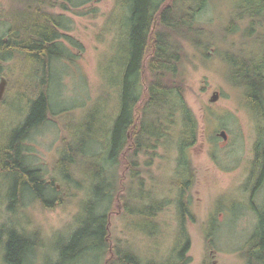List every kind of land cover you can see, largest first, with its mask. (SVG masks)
Here are the masks:
<instances>
[{"label": "rangeland", "instance_id": "obj_1", "mask_svg": "<svg viewBox=\"0 0 264 264\" xmlns=\"http://www.w3.org/2000/svg\"><path fill=\"white\" fill-rule=\"evenodd\" d=\"M23 1L0 0V38L6 35L14 17L26 13ZM52 1L56 5L50 7L46 3L45 10L54 15L63 14L64 26L68 28L61 32L65 36L62 40L66 55L54 61L50 74L52 114L31 131L24 148L28 162L40 167L44 178L56 187L54 194L59 201L48 208L32 197H24L18 211L10 212L7 204L14 179L12 175L0 174V225L6 222L8 227L17 226L25 232L35 230L45 239L32 264H44L48 257H56L55 243L63 242L61 238L70 235L87 216L86 201L99 200L105 193L106 182L98 175V163L105 156L100 158L98 153L104 151V136L117 110L118 83L127 42L128 13L122 0H83V4L72 0L75 3L68 2L67 10L61 7L64 1ZM262 5L255 0H208L197 18L202 27L199 39L210 44L204 53L188 40L176 37L182 46L180 77L185 96L200 127L198 141L187 152V166L193 172V179L186 196L194 216L186 221L190 237L188 264H246L242 253L255 231L256 216L248 206L250 192L245 186H250L247 176L253 164L255 142L264 136V120L252 114L243 92L230 81L223 57L227 50L247 56L255 53L264 38ZM241 9L261 18L259 27L249 31L252 36L242 33L250 25L249 17L233 26L230 23L231 17ZM229 26L237 28L236 32L227 31L225 28ZM19 57L11 55L0 61V80L6 78L0 100V145L8 141L11 130L29 113L35 97L30 86L41 77L40 73L34 75L33 62H27L25 55ZM146 76L142 73L140 78L144 80ZM214 91H218L219 97L211 101ZM93 110L98 121L91 130L100 135L101 142L93 143L90 150L97 158L78 155L66 174L57 164L62 140L73 136V145L79 147L90 131L88 126L80 129V121ZM222 130L227 134L226 140L219 135ZM178 156L174 142L158 146L153 155L139 154L138 183L132 178L126 155L119 165L113 166L116 187L107 224L111 244L119 239L139 256L152 259L162 258L177 244L174 182ZM107 169L108 166L104 170ZM95 184L104 187L96 194ZM140 192L145 197L143 206L154 202L163 207L154 216L156 225L146 224L137 214L136 199ZM263 198L264 186L254 196L255 205H260ZM228 199L241 203L242 207L235 205L231 213V208L223 205ZM226 208L230 209V215H226ZM106 259L87 253L70 264H104Z\"/></svg>", "mask_w": 264, "mask_h": 264}, {"label": "trees", "instance_id": "obj_2", "mask_svg": "<svg viewBox=\"0 0 264 264\" xmlns=\"http://www.w3.org/2000/svg\"><path fill=\"white\" fill-rule=\"evenodd\" d=\"M70 1L73 2L64 0L65 4L61 7L67 10V3ZM207 1L122 0L128 13L127 42L123 49V57L126 60L121 66L117 110L112 114L107 134L104 136V151L98 153L100 158L105 156L98 163V175L106 182L105 193L101 194L99 200L89 198L86 201L87 216L69 233L70 235L64 239L60 236L63 242L58 241L54 245L57 256L48 257L44 264H70L87 253L95 254L97 259L106 257L104 264L189 263L190 257L185 254L190 244L186 225L178 224L177 244L173 245L165 256H161L162 258L152 259L139 256L135 249L127 248L119 239L111 244L107 224L108 210L114 201L116 187L113 184V166L119 165L126 155L132 178L136 180L138 155L141 153L153 155L158 146L164 145L165 142H174L178 149V168L174 184L178 188L179 203L184 207L186 205L183 198L186 189H190L187 188L190 180L183 178L180 182L178 177L183 176L185 172L182 166L188 162L187 149L198 141L200 127L185 96L184 84L180 77L182 46L176 37L188 40L203 53L208 50L209 42L204 43L199 39L202 36V27L197 20ZM255 2H262L264 8V0ZM46 3L50 7L56 5L52 0L23 1L26 13L14 17L15 25L9 30V39L0 40V61L11 56L10 50L17 46L21 49L20 55H25L35 64L34 75L40 73L41 76L39 79L36 78L37 82L35 81L33 86H30L35 97L31 100L29 113L23 122L11 130L8 141L0 145V174L12 175L14 179L7 204L10 212L18 211L24 197H32L48 208L55 206L59 201L54 194L56 187L44 178L40 167L28 162L24 148V141L31 131L42 125L48 119V115L52 114L49 100L50 74L54 61L66 55L65 46L59 47V39L65 36L57 32V26H60L61 22L63 28L68 29L64 26L63 14L47 13ZM76 3L83 4L84 1ZM246 17H249L250 25L242 33L244 36H252L249 31L259 27L260 20L255 14L238 10L231 17L230 23L232 26L239 24ZM225 29L236 32L237 28L229 26ZM257 46L252 56L238 55L227 50L230 55H224L223 59L228 64L230 81L243 92L249 108L258 107L260 110L258 116L264 120V58L260 57L264 42L261 40ZM142 73L147 75L144 80L140 78ZM95 115V110L89 111L80 121L79 128L88 126L90 131L82 138L79 147L73 145V136H70L69 140L63 138L57 160L59 168L67 171L78 155L97 158L90 150L93 143L101 142L100 135H95L91 130L98 121V118H94ZM259 140L261 141L255 145V165L261 166L262 175L264 136ZM107 166L108 169L104 170ZM94 186L96 189L94 194L104 188L96 184ZM160 207L158 204L148 203L142 206L137 214L146 224L156 225L152 224L151 219L159 213ZM44 244L45 239L38 231L25 232L17 226L8 227L6 222H3L0 225V264H32L33 257L37 256L39 247H43ZM242 257L246 264H264V215L250 237Z\"/></svg>", "mask_w": 264, "mask_h": 264}, {"label": "flooded vegetation", "instance_id": "obj_3", "mask_svg": "<svg viewBox=\"0 0 264 264\" xmlns=\"http://www.w3.org/2000/svg\"><path fill=\"white\" fill-rule=\"evenodd\" d=\"M9 39V37L8 36H4V37H2V38H0V40H3V41H7ZM2 99V98H1ZM0 99V100H1ZM250 110H251V112L254 110L255 112H257V113H259L258 111H260L259 109H258V107H254V108H252V107H250ZM253 114V113H252ZM257 117H258V115H257ZM227 139V138H226ZM225 139V140H226ZM259 141H261V140H257L256 142H255V145L256 144H258V142ZM255 145H254V158H253V161H252V168L255 166H257V168L259 169L258 170V176L256 177V179H254V180H250L251 182H250V186H251V188H252V192H250V194H249V200H248V206H249V208H250V210H252L253 212H254V214H255V216H256V221H255V226H257L258 224H260L261 223V217H262V215H264V198H263V200H262V203L260 204V205H255V203H254V195H255V193L257 192H259L260 190H262V187L264 186V174H262L261 175V166H259L258 164L257 165H255V159H256V152H255ZM193 147V146H192ZM191 148V147H190ZM190 148H188L187 149V152H189V150H190ZM260 162V161H259ZM252 168H251V170H252ZM251 170H249V174H248V176H247V178L249 177V175L251 174ZM192 179H193V175H192ZM192 179H191V181H189V185L187 186V188H190L191 187V183H192ZM136 181H137V183H138V179H136ZM182 180H180V182H181ZM176 191H177V194H176V196H175V204H176V211H177V218H176V222H177V224H183V225H186L187 224V220H189V221H191L193 218H194V216H193V213L191 212V209H190V206H189V199H188V197L186 196V194H185V196H184V198H183V201L184 202H186V205H185V207L184 206H182V204H180L179 203V198H178V188L176 187ZM187 191H189L188 189H186V192ZM142 193L140 192V195L138 196L137 195V203H138V210L139 209H141V207L143 206V204H144V201H145V197H144V195L142 196L141 195ZM177 197V198H176ZM231 199V198H230ZM230 199H228V200H226V201H224V204L223 205H228L230 208H231V213L234 211L233 209L235 208V205H238V206H241L242 207V204L241 203H235L234 201H232V200H230ZM157 204V203H156ZM228 207V208H229ZM240 207V209H239V211H238V214L241 212V210H242V208ZM163 209V207L161 206L160 207V210H162ZM159 210V211H160ZM230 209H227L226 208V210H225V212H226V215H230L231 213H230V211H229ZM238 214H237V216L236 217H238ZM238 219V218H237ZM210 220V218L208 217L207 218V221H209ZM249 242H250V240L247 242V247H248V244H249ZM185 254H187V253H185Z\"/></svg>", "mask_w": 264, "mask_h": 264}, {"label": "bare ground", "instance_id": "obj_4", "mask_svg": "<svg viewBox=\"0 0 264 264\" xmlns=\"http://www.w3.org/2000/svg\"><path fill=\"white\" fill-rule=\"evenodd\" d=\"M62 1H64V0H62ZM261 19V18H260ZM60 20V19H59ZM61 22V21H60ZM62 22H61V25L60 26H57V32H62V30L64 29L63 28V26H62ZM14 25H15V21H13V22H11V25L7 28V32H6V35L5 36H10V33H9V30H10V28L11 27H14ZM232 25V24H231ZM63 37L62 38H60L59 39V47H62L63 46ZM262 41L264 42V38H262ZM12 53V55L14 56V57H16V56H18V58H20L19 57V54H20V52H21V49L20 48H18L17 46H13L12 47V49L10 50ZM224 55H230V54H228V53H225ZM260 57H262V58H264V49L260 52ZM27 59V60H26ZM25 60L27 61V62H31V60L30 59H28V58H26ZM123 63L125 62V60H126V58L125 57H123ZM123 63L121 64V66L123 65ZM51 82V81H50ZM119 86V85H118ZM49 88H50V85H49ZM247 102V101H246ZM252 108H254V106H252ZM252 113H253V115L255 116V117H257V115H258V113L257 112H255L254 110L252 111ZM264 122V121H263ZM264 127V126H263ZM77 159V158H76ZM74 163V162H73ZM72 165V164H71ZM182 168H184L185 169V172H184V174H183V176H179L178 177V179H180V180H183V178H187V179H189L190 181H191V179H192V175H191V172H190V170H189V168H188V166L187 165H183L182 166ZM258 168H252V170H251V174L249 175V177L247 178V180H254V179H256V177L258 176ZM66 174H68L67 173V171H66ZM245 187H248V188H245V189H248V191L249 192H252L253 190H252V188H251V186H245ZM249 187H250V189H249ZM78 189H80V188H78ZM93 189V188H92ZM92 189H90L91 190V194H90V196L92 195ZM257 194V192L255 193V195ZM254 195V196H255ZM152 205H155V203L154 202H152ZM158 206H161V204H158ZM153 219H154V216L152 217V219H151V222H152V224L154 223L153 222ZM155 224V223H154ZM149 258V257H148Z\"/></svg>", "mask_w": 264, "mask_h": 264}, {"label": "water", "instance_id": "obj_5", "mask_svg": "<svg viewBox=\"0 0 264 264\" xmlns=\"http://www.w3.org/2000/svg\"><path fill=\"white\" fill-rule=\"evenodd\" d=\"M5 87H6V78L5 77H1V80H0V99L3 96ZM218 97H219L218 91H214L212 96H211V98H210V100L211 101H216L218 99ZM219 135L222 136L224 139H226V137H227V134H226V132L224 130L220 131Z\"/></svg>", "mask_w": 264, "mask_h": 264}]
</instances>
